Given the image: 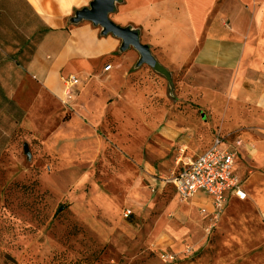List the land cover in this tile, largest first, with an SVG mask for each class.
Masks as SVG:
<instances>
[{
  "label": "crops",
  "instance_id": "obj_1",
  "mask_svg": "<svg viewBox=\"0 0 264 264\" xmlns=\"http://www.w3.org/2000/svg\"><path fill=\"white\" fill-rule=\"evenodd\" d=\"M93 2L67 15L58 0H0V56L11 66V77L18 75L9 99L24 111L21 124L63 163L86 162L91 172L109 153L98 131L105 115L97 86L103 94L105 88L117 90L133 57L121 37L79 16ZM108 17L114 23L133 22V34L147 46L158 45L157 38L144 30L153 33V23L161 21L164 46L191 42L184 70L199 87V113L190 119L200 141L192 145L194 158L211 144L213 128L223 133L242 128L249 139L235 166L244 197L230 195L216 232L228 246L245 250L244 264H264V0H133L132 8H119L114 17L108 12ZM68 74L84 82L79 92H66L60 84L59 77ZM128 201L134 203H127L125 216L130 211L147 215L143 202ZM107 203L103 216L120 217L121 206ZM171 210L174 217L163 215L154 224L156 215H151L138 232L157 241L165 238L173 248L186 238L187 244L202 245L212 219L211 199L200 192Z\"/></svg>",
  "mask_w": 264,
  "mask_h": 264
},
{
  "label": "rangeland",
  "instance_id": "obj_2",
  "mask_svg": "<svg viewBox=\"0 0 264 264\" xmlns=\"http://www.w3.org/2000/svg\"><path fill=\"white\" fill-rule=\"evenodd\" d=\"M113 3L112 17L119 8L133 7V0ZM86 9L79 10V16ZM115 24L134 32L133 22ZM153 25V33L144 32L157 38L158 45L147 46L142 37L139 40L147 46L148 56L116 34L133 57L124 73L127 82L118 84L117 90L105 88V94L97 86L105 115L98 131L109 153L93 172L86 162L63 163L42 139L23 127L24 111L9 99L18 75L11 77V66L0 56V264L246 262L245 250L240 245L228 246L216 232L219 219L212 218L204 228L202 245L187 244L186 238L173 248L165 238L157 241L148 232H138L151 215H156L155 224L163 215L174 217L173 204L191 201L178 199L172 178L184 162L194 159L192 148L200 142L194 134L196 124L190 122L191 115L199 113V87L184 70L194 48L164 46L165 23ZM83 84L80 80L69 92H79ZM217 131L213 128V136ZM229 133L240 137L243 153L249 139L242 128ZM134 198L148 207L147 215L130 211L129 219L125 206ZM107 201L121 206L120 217L103 216ZM211 225L208 233L206 228ZM168 253L178 258L166 261Z\"/></svg>",
  "mask_w": 264,
  "mask_h": 264
},
{
  "label": "built area",
  "instance_id": "obj_3",
  "mask_svg": "<svg viewBox=\"0 0 264 264\" xmlns=\"http://www.w3.org/2000/svg\"><path fill=\"white\" fill-rule=\"evenodd\" d=\"M59 82L69 92L80 84V79L76 74H68L60 76ZM241 147L242 140L239 136L217 131L211 144L196 158L184 162L174 174L172 182L179 200L189 201L198 193H204L212 201L213 220H218L226 209L231 194L244 197L240 191L242 182L235 169L237 160L242 158ZM211 227L213 225L206 228L208 233ZM175 258L178 256L173 253L165 256L166 261H173Z\"/></svg>",
  "mask_w": 264,
  "mask_h": 264
},
{
  "label": "water",
  "instance_id": "obj_4",
  "mask_svg": "<svg viewBox=\"0 0 264 264\" xmlns=\"http://www.w3.org/2000/svg\"><path fill=\"white\" fill-rule=\"evenodd\" d=\"M112 1L113 0H94L92 9L84 10L82 15L104 25L109 31L121 36L127 44L131 43L139 47L146 55L147 47L142 45L133 33L128 29L115 24L109 19L108 12L112 9ZM25 150L28 152L27 146L25 147Z\"/></svg>",
  "mask_w": 264,
  "mask_h": 264
},
{
  "label": "clouds",
  "instance_id": "obj_5",
  "mask_svg": "<svg viewBox=\"0 0 264 264\" xmlns=\"http://www.w3.org/2000/svg\"><path fill=\"white\" fill-rule=\"evenodd\" d=\"M58 4L62 11L67 10L66 14L71 15L73 7L80 8L82 6H87L88 0H58Z\"/></svg>",
  "mask_w": 264,
  "mask_h": 264
},
{
  "label": "bare ground",
  "instance_id": "obj_6",
  "mask_svg": "<svg viewBox=\"0 0 264 264\" xmlns=\"http://www.w3.org/2000/svg\"><path fill=\"white\" fill-rule=\"evenodd\" d=\"M117 19H120V17H117ZM185 48H192V46H191V42H190V44L189 45H186V46H184ZM173 59H177L175 56H171Z\"/></svg>",
  "mask_w": 264,
  "mask_h": 264
},
{
  "label": "trees",
  "instance_id": "obj_7",
  "mask_svg": "<svg viewBox=\"0 0 264 264\" xmlns=\"http://www.w3.org/2000/svg\"><path fill=\"white\" fill-rule=\"evenodd\" d=\"M66 117H67V116H66ZM66 117H65V119H66ZM127 217H129V219H130L131 216L127 215Z\"/></svg>",
  "mask_w": 264,
  "mask_h": 264
}]
</instances>
